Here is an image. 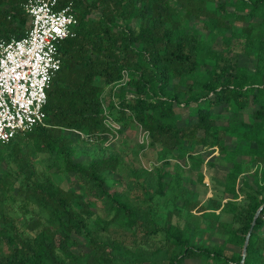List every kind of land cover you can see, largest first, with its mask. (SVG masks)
<instances>
[{"label":"trees","instance_id":"trees-1","mask_svg":"<svg viewBox=\"0 0 264 264\" xmlns=\"http://www.w3.org/2000/svg\"><path fill=\"white\" fill-rule=\"evenodd\" d=\"M23 1L0 0V37L24 34ZM58 2H71L76 24L58 46L44 125L0 145V162L9 167L0 175V264H152L131 252L158 232L165 264H239L253 214L264 203V0ZM123 72L124 83L105 95L103 107L105 87ZM115 106L119 119L127 111L146 132L147 147L161 162L152 177L132 170L145 199L170 203L160 226L150 205L110 190L116 153L85 160L76 153L77 139L94 143L107 131L103 118ZM181 107L183 115L176 111ZM38 153L46 154L44 171L31 162ZM178 161L217 167L210 180L219 199L206 206L191 201ZM56 173L84 190L55 185L50 174ZM11 176L19 208L28 214L22 223L2 207ZM193 207L219 210L230 220L207 219L200 227L172 219ZM202 233L215 239L199 241ZM75 237L85 251L71 250ZM241 264H264V205Z\"/></svg>","mask_w":264,"mask_h":264},{"label":"rangeland","instance_id":"rangeland-1","mask_svg":"<svg viewBox=\"0 0 264 264\" xmlns=\"http://www.w3.org/2000/svg\"><path fill=\"white\" fill-rule=\"evenodd\" d=\"M28 27V19L25 16L24 29ZM119 87V83L112 87H105L102 94L101 102L103 107L106 104L105 95L114 91ZM176 111L183 115L186 112L185 108H177ZM124 120L119 119L118 108L115 106L107 116L113 120L118 121L119 129L115 132L105 131L100 134V139L94 143L90 141L76 140V153L80 155L81 159H87L92 153H116L120 157V164L116 171L108 175V182L111 191L124 192L128 198L135 200L143 205H150L154 210V216L157 218L156 222L160 226L165 212L171 208L169 202L162 204L159 198L153 197L151 200L145 199V194L141 193V188L135 183L132 170H146L149 173L148 177H152L154 169L160 167L161 162L157 159L155 151L147 147L148 138L142 134V129L132 119L127 111H124ZM116 121V122H117ZM17 136L22 137L23 134L19 133ZM29 146V145H27ZM46 157L45 153H38L36 156L31 157V162L34 167L39 171H44L43 159ZM173 160L170 159V162ZM182 167V180L183 185L188 189V194L191 201L198 200L199 204L206 206L209 204L210 199H219L220 192L215 189L210 180V176L217 171V167H211L205 163H201L197 169H193L189 165V161H178ZM215 163H219L216 159ZM171 165V164H170ZM9 167L5 163L0 162V175L5 172ZM157 168V169H158ZM170 168V167H169ZM197 172L201 175L198 176ZM51 181L60 187L71 185L74 188L84 190L79 183L69 177H64L59 174H50ZM10 177V184L7 189L3 190L2 207L9 216L22 223L25 221L24 217L28 214H22V209L19 208L20 198L15 194V181ZM163 180H166L163 178ZM144 191L150 195L151 189L144 185ZM149 192V193H148ZM96 211L101 214L100 203L97 202L93 205ZM172 219L180 225L189 222L192 225L202 226L207 219L215 221H228L230 215L223 213L219 210L205 209L199 211L193 207L189 211L179 210L177 214L172 215ZM112 234V233H111ZM197 239L202 242H210L215 239L212 233L199 234ZM126 243H132L131 238H126ZM2 246V245H1ZM163 239L160 232L149 236L147 243L142 248H133V255L145 257L146 259H153L152 264H165L166 258L162 251ZM131 248V247H130ZM75 253L83 252L86 250V244L80 237H75V244L71 247Z\"/></svg>","mask_w":264,"mask_h":264},{"label":"built area","instance_id":"built-area-1","mask_svg":"<svg viewBox=\"0 0 264 264\" xmlns=\"http://www.w3.org/2000/svg\"><path fill=\"white\" fill-rule=\"evenodd\" d=\"M22 9L28 19L24 34L0 37V145L19 132L44 125L46 89L60 64L58 46L73 36L76 24L71 2L24 0ZM122 74L115 84L124 83ZM103 124L111 132L119 129L107 114ZM142 135L146 136L143 130Z\"/></svg>","mask_w":264,"mask_h":264},{"label":"water","instance_id":"water-1","mask_svg":"<svg viewBox=\"0 0 264 264\" xmlns=\"http://www.w3.org/2000/svg\"><path fill=\"white\" fill-rule=\"evenodd\" d=\"M263 205H264V203H263L262 205H260V206L256 209V211L254 212V214H253L252 221H251L250 226H249V228H248V230H247V232H246V234H245V237H244V241H243V245H242V249H241V259H240L239 264H241V262H242V258H243L244 250H245V245H246V242H247V239H248V236H249L250 230H251V226H252V224H253V222H254V219H255V217L257 216V214H258L260 208H261Z\"/></svg>","mask_w":264,"mask_h":264}]
</instances>
